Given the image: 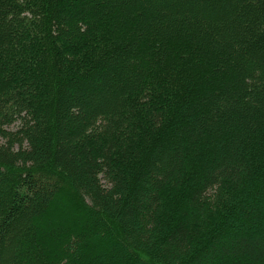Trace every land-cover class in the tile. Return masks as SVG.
<instances>
[{
  "label": "trees",
  "instance_id": "1",
  "mask_svg": "<svg viewBox=\"0 0 264 264\" xmlns=\"http://www.w3.org/2000/svg\"><path fill=\"white\" fill-rule=\"evenodd\" d=\"M0 264H264V0H0Z\"/></svg>",
  "mask_w": 264,
  "mask_h": 264
},
{
  "label": "rangeland",
  "instance_id": "2",
  "mask_svg": "<svg viewBox=\"0 0 264 264\" xmlns=\"http://www.w3.org/2000/svg\"><path fill=\"white\" fill-rule=\"evenodd\" d=\"M74 194L75 193L72 191L70 192V190L68 192L64 193V198L62 199L64 206L59 203V205L61 206V207H59V205L57 204L58 205V207H56L57 213L65 212L66 209L68 210L70 207H72V205H74L76 203ZM52 211H53V209H52Z\"/></svg>",
  "mask_w": 264,
  "mask_h": 264
}]
</instances>
